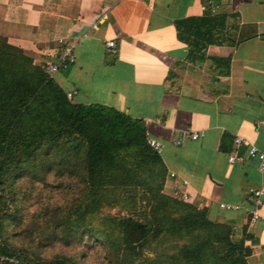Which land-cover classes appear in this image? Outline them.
Returning a JSON list of instances; mask_svg holds the SVG:
<instances>
[{
  "label": "crops",
  "instance_id": "crops-1",
  "mask_svg": "<svg viewBox=\"0 0 264 264\" xmlns=\"http://www.w3.org/2000/svg\"><path fill=\"white\" fill-rule=\"evenodd\" d=\"M207 14L227 20L222 45L200 60L174 23ZM0 38L38 66L72 48L75 63L53 77L72 102L143 120L164 145V193L231 226L252 251L248 264H264V206L250 228L247 201L251 189H264V175L255 159L228 162L238 137L264 152V0H0Z\"/></svg>",
  "mask_w": 264,
  "mask_h": 264
},
{
  "label": "trees",
  "instance_id": "trees-1",
  "mask_svg": "<svg viewBox=\"0 0 264 264\" xmlns=\"http://www.w3.org/2000/svg\"><path fill=\"white\" fill-rule=\"evenodd\" d=\"M226 20L207 14L174 26L190 57L204 60L209 46L222 45ZM221 144L226 150L225 138ZM166 174L161 156L148 144L143 120L103 105L74 104L44 65L0 38V264H78L66 256L37 259L33 247L10 242L19 237L10 234L12 224L24 219L17 182L45 183L51 177L78 180L88 204L76 207L75 219L62 208L48 209L43 217L54 234L47 242L81 241L90 230L87 217L98 212L97 195L114 190L116 197L129 195L134 206L138 200L146 205L140 216L114 219V241L106 238L116 264H134L154 244L162 252L153 264H248L252 251L244 239L234 240L231 226L163 194Z\"/></svg>",
  "mask_w": 264,
  "mask_h": 264
},
{
  "label": "rangeland",
  "instance_id": "rangeland-1",
  "mask_svg": "<svg viewBox=\"0 0 264 264\" xmlns=\"http://www.w3.org/2000/svg\"><path fill=\"white\" fill-rule=\"evenodd\" d=\"M142 177V179H147L148 173H144ZM83 188L78 180L67 178L51 177L45 183H36L28 178L18 181L17 203L24 219L22 222L18 221L12 224L9 230L10 234H19V237L11 238L10 242L19 247H33L37 259L52 261L57 256H66L74 258L78 264H116L114 262V247H111V243L106 238L109 236L114 241V219L136 217L137 213L140 216L146 205L138 200L134 206L130 202L129 195H117L118 199L114 190L97 195L98 212L87 217L86 224L90 230L82 237L81 241L73 243L71 246H65L56 240L46 241L53 236L54 232L45 223L43 217L45 212L48 209L62 208L65 213L71 214L75 219L76 207L83 206L85 208L88 204L87 198L83 196ZM10 197L11 195H8V198ZM176 200L178 199L176 198ZM9 208L11 211L15 209L13 204H10ZM33 218L35 220H32ZM94 234L97 236L93 238ZM40 244H46L47 247L42 248ZM161 252L162 248L154 244L152 248L146 249L134 264H153ZM30 255L32 254L30 253ZM35 257L31 258L35 259Z\"/></svg>",
  "mask_w": 264,
  "mask_h": 264
},
{
  "label": "built area",
  "instance_id": "built-area-1",
  "mask_svg": "<svg viewBox=\"0 0 264 264\" xmlns=\"http://www.w3.org/2000/svg\"><path fill=\"white\" fill-rule=\"evenodd\" d=\"M205 12L211 11L215 12L213 6L205 7L203 9ZM106 48L108 51H112L116 48V44L114 42H107ZM75 63V56L73 49L68 47L62 49L58 55L57 59L54 62H50L44 65V70L46 74L53 78L55 74L62 70L68 69ZM74 93H68V99H72ZM193 141H198L201 137L199 133H190L188 136ZM149 146L158 154L161 155L164 150V145L152 138L148 137ZM235 152L229 155L228 162L229 164H242L247 160L255 159L258 161V171L261 175H264V152L260 150L257 146L251 144L244 138L238 137L235 139ZM178 145H183V142H178ZM175 199L177 198L180 201L187 203V196H180L178 193L175 194ZM247 201L250 205L249 210V220L248 226L250 228L255 227L256 224L261 219V210L264 206V189H251L248 193ZM223 209L226 210H239V206L235 205H221Z\"/></svg>",
  "mask_w": 264,
  "mask_h": 264
}]
</instances>
